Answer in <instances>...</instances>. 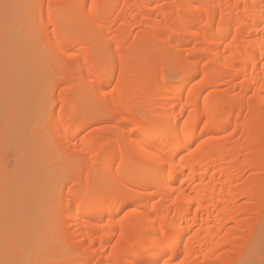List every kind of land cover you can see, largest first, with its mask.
Masks as SVG:
<instances>
[{"label": "bare ground", "instance_id": "obj_1", "mask_svg": "<svg viewBox=\"0 0 264 264\" xmlns=\"http://www.w3.org/2000/svg\"><path fill=\"white\" fill-rule=\"evenodd\" d=\"M261 11L264 0H0V262L125 264V249L162 224L178 228L174 249L140 248L143 264L255 255ZM229 31L254 48L243 63L221 46ZM176 69L187 70L168 79ZM141 146L165 153L171 175Z\"/></svg>", "mask_w": 264, "mask_h": 264}, {"label": "snow or ice", "instance_id": "obj_2", "mask_svg": "<svg viewBox=\"0 0 264 264\" xmlns=\"http://www.w3.org/2000/svg\"><path fill=\"white\" fill-rule=\"evenodd\" d=\"M6 8L13 7L12 5H5ZM51 5H49V9H51ZM245 9L247 10V5H245ZM49 18H51V11L49 13ZM221 21H225L224 13L221 12L220 14ZM260 23L264 24V11H261L260 13ZM229 29L231 28V22H226ZM236 28L239 30L240 25L237 24ZM52 32H55V28L52 29ZM193 35H199V32L193 33ZM229 35L232 36V39L229 41L228 44H221V46L225 49L227 52L230 48H234V50L231 52V57L233 61L243 63L246 60H248L254 52V48H249V42H245L243 44L236 43L237 36L232 34L231 31H229ZM207 36L208 33L205 32L206 42H207ZM260 47L262 50H264V41L261 42ZM260 58L264 60V51H261ZM224 61L227 62L229 60V56L225 55L223 57ZM208 61H205V64H207ZM115 66V57H113L110 61H105L101 63L98 67V71L101 73L107 72L109 68H114ZM225 66L228 67L229 65L225 63ZM187 69H176L174 71H170L168 73V79L175 80L178 78L179 75L183 73V71H186ZM93 88H97V85L93 83L91 85ZM100 87H103V85H100ZM195 87V85H193ZM189 93H191L192 89L188 90ZM187 123V122H186ZM208 121H205V124H207ZM67 134V129L64 130V133L62 135ZM135 134V133H133ZM141 152L145 155V158L150 162L152 168L154 170H158L161 166H168L169 167V176L171 175V161L166 157L165 153H154V152H148L147 149H144L141 146ZM183 159V157H181ZM71 189H69V200H71ZM66 209L63 208V205H61V212L65 211ZM81 207L80 205H77V211H80ZM127 215V213H125ZM177 233L178 228L170 226L169 228H165L162 224L160 229L155 231L154 233H150L147 236V243H143L142 241L145 239V237H141L140 241L137 244L125 249L123 252V256L125 259V264H143L142 261L137 259V256L139 254L140 248L148 247L149 245L157 246V247H164L169 250H173L175 246V242L177 239ZM85 244L90 245V241H85ZM116 246L113 245V250H115ZM173 254L174 251H173ZM111 255V253H110ZM167 255V253H165ZM185 257L187 256V245H185ZM0 264H49V262L40 261V260H31V259H15V260H5L0 262ZM50 264H84L83 261L79 260H53L50 262ZM99 264V262H97ZM119 264V262H118ZM159 264V262H157ZM163 264H173L172 257L169 256L168 259H165L163 261ZM178 264H188V261L186 259L179 260ZM260 264H264V254H262V259L260 261Z\"/></svg>", "mask_w": 264, "mask_h": 264}, {"label": "rangeland", "instance_id": "obj_3", "mask_svg": "<svg viewBox=\"0 0 264 264\" xmlns=\"http://www.w3.org/2000/svg\"><path fill=\"white\" fill-rule=\"evenodd\" d=\"M9 155H10V157H9ZM6 156L7 157H5L6 158L5 160L7 162L8 168H11L12 167L11 164L13 163L11 153H7ZM9 158H11V159H9ZM262 254H264V243H263V245H261L259 247V249L255 255L252 254L251 256H248L244 260L239 261L237 264H260V261L262 259Z\"/></svg>", "mask_w": 264, "mask_h": 264}]
</instances>
